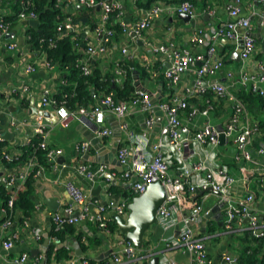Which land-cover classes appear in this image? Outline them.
I'll list each match as a JSON object with an SVG mask.
<instances>
[{"label":"built area","instance_id":"obj_1","mask_svg":"<svg viewBox=\"0 0 264 264\" xmlns=\"http://www.w3.org/2000/svg\"><path fill=\"white\" fill-rule=\"evenodd\" d=\"M31 0H21V10L18 14V20L24 25V30L30 20L38 19L35 11H29L28 5ZM136 5L139 0H133ZM245 0H233L227 4L229 14L225 21H222L216 28L210 38L209 48L206 52L201 50L193 51L190 48H179L173 42H164L160 44L148 43L152 53H162L171 59L170 65L163 72L171 88H177L182 82L183 75L192 71L194 73V83L192 85H183L180 89L174 91L167 100H161L157 105L163 111L164 123L159 132L158 140L153 144L152 156H146L137 145V137L132 131L128 130L126 117L130 113L132 106L141 105L143 111L148 112L146 123L150 130L156 125L155 105L150 95L143 90H136V98L129 102L117 101L113 94H106L98 100V105L90 107L80 106L75 110L67 107L57 106V101L48 90L43 92L42 107L47 108L52 105L56 107V113L61 123L67 126L72 119L88 118L98 125L97 136L109 137L115 133L111 127L104 126L107 115L114 116L119 122V130L129 132L131 140L130 145L117 148V159L123 170L120 176L130 183V192L134 196L146 192L148 185L152 182L161 181L166 188V197L157 210V223L162 235L160 242H163L169 250H183L188 252L195 264H239L238 253L224 251L220 260L215 261L209 253L206 239L196 233V229L201 225H209L212 228L214 218H206L213 208L219 206L224 217L222 227L227 234H240L242 232L250 233L251 237L264 236V197L258 199L253 191L240 196V177L232 171L231 165L221 162L222 153L225 149L231 148L230 156L233 162L239 166L240 160L254 163L257 165L260 174L259 182L264 184V162L256 158L253 153V147L256 140L263 137L258 143V155H264V130L258 121L254 120L244 101L232 91V88L241 86L245 90H252L264 98V58L252 59L257 53V38L252 34V17L240 15L242 3ZM253 8L256 5L261 7V26L264 27V0H248ZM3 0H0L2 3ZM59 3L67 16L57 25L55 36L62 38L66 35H72L75 49L83 53L80 59V67L84 74L89 75L93 72L92 57L106 55L111 51L110 45L115 36V30L108 25L112 18V13L116 12L117 17L125 13L123 0H59ZM98 7L101 9L100 18L93 30L87 29L85 25L74 22L69 13H73L80 7ZM167 10L175 13H186L191 19L198 15L196 3L191 0H182L177 4L167 6L164 1L158 0L150 8L143 9L142 19L136 23L120 21L125 35L128 37L141 36L145 30L154 25L157 19L166 15ZM12 22L6 21L0 14V35L6 36L7 50L15 51L18 49L17 36ZM245 28L243 35L239 34V29ZM88 31L95 33V41H91ZM26 32V31H25ZM203 29L198 28L193 36L192 42L195 45H204L206 43L203 37ZM135 34V36L133 35ZM26 39L29 41L30 35L26 33ZM236 40L240 47V61L236 70H227L225 78L222 80L221 72L225 68V60L219 53L218 45L220 40ZM54 45V41H50ZM126 52V49H123ZM40 53L44 54L40 51ZM46 57V55H45ZM47 58V57H46ZM48 61V59H47ZM48 64L51 65L48 61ZM27 72L34 71V66L28 63ZM118 74H122L121 68L117 69ZM154 76L159 74L153 71ZM211 76L212 81L206 83L205 77ZM215 92L219 99L224 101V105L231 109V114L225 123L224 129L219 130L210 119L212 104L201 108L197 105H191L189 99L203 96L207 90ZM28 91L27 86L21 89H14L9 95L25 94ZM6 105L5 99L0 95V112ZM45 110V109H44ZM48 113V115L46 114ZM42 115L48 117L49 122L40 120L34 127L33 138L39 140L38 147L46 150V155L50 167L58 170L57 160L63 153L59 147L50 146L49 136L53 123L51 122L50 112L42 111ZM198 116H203L205 120L199 125L195 120ZM224 134L226 139L223 145L220 144V136ZM0 142H4L0 138ZM229 146V147H228ZM89 141H83L78 145L80 158L84 159L90 149ZM225 148L224 150H221ZM20 153L3 149L2 157L11 160L18 157ZM37 162L32 157L27 163V170L17 168H2L0 179L12 190L13 201L18 190L22 189L27 177L36 167ZM74 168L82 176L90 181H97L98 178L107 175V182L110 184L118 177V173L109 172L107 164H100L94 167L88 161L77 163ZM43 167L37 172L42 171ZM65 188L74 204H69L62 211L51 214V223L56 229L64 228L65 224H74L78 227L87 222L96 224L105 240L113 238V242L120 249L104 255L102 258L95 259L99 264L104 260V264H152V259L157 255L155 246L152 244L148 249L138 248L131 240H128L119 229L113 232L109 224L116 221V217L127 220L129 217L128 204L134 197L126 198L111 197L104 203L96 204L97 210L91 208V203L86 201L84 189L73 179L64 181ZM197 194H202L200 200H195ZM113 195V194H112ZM210 197H216L215 206L207 209L205 201ZM2 215L5 219L0 223V264H91L87 254L76 255L73 251L72 257L62 261L52 259L46 263L45 254L31 256L30 250H22L19 254H13V249L25 235L30 243L41 242L43 234L35 228L30 227L29 220L19 223L18 220L10 218L7 211L3 209ZM1 215V216H2ZM216 221V220H215ZM169 234L171 229H177ZM218 230V229H217ZM212 236L216 235L213 230ZM209 231V232H210ZM146 239V236H145ZM57 243V238L50 239ZM86 242V240H84ZM145 242V241H144ZM71 246L68 244V246ZM74 250V249H73ZM45 263H42V260ZM163 264H175L171 262Z\"/></svg>","mask_w":264,"mask_h":264},{"label":"crops","instance_id":"obj_2","mask_svg":"<svg viewBox=\"0 0 264 264\" xmlns=\"http://www.w3.org/2000/svg\"><path fill=\"white\" fill-rule=\"evenodd\" d=\"M157 1L158 0L152 2L151 5ZM162 1H164L167 6L171 7L182 0ZM191 1H194L197 7L198 15L195 19L185 21L179 17V13L167 10L166 15L157 19L154 25L145 30L141 36L135 39L126 35L120 37L118 40L114 38L110 45L111 51L108 56L100 55L94 57L99 61L98 64H100V66L107 69L108 64H110L112 60L127 56L139 61L140 65L147 67L150 73H152L147 79H137L136 90L146 91L152 98L156 106L154 108L157 121L156 125L150 130L146 123L148 112L143 111L139 104L137 106H132L130 113L126 117L128 130L135 134L137 137V145L146 156H152L153 144L158 140L159 132L164 123L163 111L159 109L157 105L161 100H167L174 91L180 89L183 85H192L195 78L194 73L188 71L183 75L182 82L177 88H171L166 77V83H163L158 77L160 76L159 74H164L163 72L170 65L171 59L162 53H152L148 43L160 44L164 42H173L179 48H190L193 51L201 50L206 52L209 48L210 38L214 34L216 28L222 21L228 18L227 4L231 3L233 0ZM123 2L125 5V13L121 17L112 16V23L120 22L121 20L128 23H136L142 19V11L146 8L139 7L133 0H123ZM98 10V18H100L101 9L98 8ZM254 11L255 14H253V8L248 0L242 3L240 15L242 17H252L251 32L257 38V53L252 59V63L256 59L264 58V27L261 26V16H259V14L262 13L261 7L256 5ZM0 14L5 18V16H14L15 12L10 6L2 7L0 3ZM11 24L18 37L17 43L19 47L15 51L7 50V37L0 35V95L6 101V105L0 112V138H3L9 151L21 153L22 146L29 143L34 135V127L40 120V116H42V121L49 122L48 117L42 115V111L47 110L50 112L49 118H51L52 123V116L54 115L57 118V121L53 123L51 128L49 143L51 146L59 147L63 150L62 155L58 157L57 160L58 170L52 167L43 168L36 179V211L29 222L30 227L38 229L43 234L42 241L44 242L30 243L26 240L25 235H22L21 240L13 249V254L15 255L19 254L22 250L28 249H40V253L45 254L47 247L51 243L47 234L52 225L51 214L54 213H49L48 199H54L59 203V208H65L71 204L70 201H73V199L70 197L64 184V181L68 179H73L83 187L86 201L89 203L92 202L93 205H91V208L94 211L97 210L95 203H104L111 197H125V195H112L109 191L110 186L107 182V175L93 182L76 171L74 166L84 160L93 164L94 167L100 164H107L109 172L118 173V177L113 181V184L122 187V191L125 193L130 190L129 181L120 176L121 171L117 161L116 150L120 146L130 145L131 140L128 136L129 132L119 130V121L112 115L106 116L104 126L113 128L115 133L109 137H99L97 136V130L100 128V125L94 121L88 118L72 119L67 126H64L57 116L56 107L50 105L47 108H43L41 104L43 92L48 90L53 94L57 93L63 81L64 73L58 66L49 65L45 54L32 49V45L25 37L26 32L24 30V25L20 23V21H17L15 24L14 21H12ZM198 28H202L204 31L203 37L206 40L204 45H195L192 42L193 36ZM244 32L245 28L239 29L240 35H243ZM88 36L91 41H95L96 36L93 31H88ZM137 39H139L140 42H137ZM232 41L233 40L222 38L220 44L217 46L219 53L224 59L237 49ZM124 48L126 52H123ZM28 63L34 66V71H26L25 66ZM238 66L239 64L237 61L232 65L226 63L224 70L220 74L222 80L227 81V78H225V72L227 70H236ZM117 69H119V67ZM153 71H157L159 74L154 76ZM121 77L122 74H118V77H115L119 84L122 82ZM205 80L207 83L208 81H212L213 78L207 76ZM23 86L28 87V91L25 94L22 95L21 93L16 96L9 95L14 89L18 90ZM261 86L264 88V83H262ZM238 90L239 86L237 85L232 88L234 93H237ZM213 101L214 105L217 103V107L214 106L215 108H211L210 119L219 130H223L231 114V109L215 99H213ZM199 102L203 101H197V103ZM250 114L259 124L264 123V108H256L251 111ZM204 120L205 118L203 116H198L195 122L199 125ZM83 141H89L91 147L86 155L83 156L84 159H81L78 145ZM257 147L258 143H255L253 147L254 156L259 158L261 162H264V155H258ZM224 149L225 148H222L221 150ZM222 153L225 155L222 156L221 162L229 163L232 171L237 177H240V196L245 195L249 191H253L256 193L258 199L264 197V184L259 182L260 174L258 173L257 165L242 159L240 160L239 170L238 164L236 165L230 157L232 156L231 149H225ZM26 165V163L22 164L20 169L27 170ZM1 174L2 170H0V175ZM98 187H101V189L97 190ZM198 196L201 198L202 194H198ZM216 202V197H210L205 201V206L207 209H210L215 206ZM206 218L210 219V217ZM214 220H216L218 226L221 227V229L215 230V236H212L213 232L210 231L212 228L209 225V221L206 226L203 223L201 227L197 228L196 233L206 239L211 257H213L215 261H219L222 252L229 251L237 253L239 248L241 249L242 243L239 239V235L243 236L242 234L244 232L240 231V234L233 235L227 234L223 230V222H219L220 220L218 219V221L215 218ZM152 227L147 233L152 234L151 244L155 246V251L157 252L155 257L159 258L158 264L167 262L175 264H195L192 256L188 252L167 249L165 244L160 242V236L162 235L160 227L156 224L155 229H152ZM176 230L178 231V227L177 229L169 230L168 233L172 234ZM113 238L114 237L104 241V244L91 250V256L95 259L102 258L104 255L116 250V248L119 250L120 247L119 245L117 247L115 246ZM146 238L150 239L149 236H146ZM46 239L50 241L47 245L45 243ZM72 248L76 253L77 249L80 247L77 244H72Z\"/></svg>","mask_w":264,"mask_h":264},{"label":"trees","instance_id":"obj_3","mask_svg":"<svg viewBox=\"0 0 264 264\" xmlns=\"http://www.w3.org/2000/svg\"><path fill=\"white\" fill-rule=\"evenodd\" d=\"M154 1L156 0H139L137 5L139 7L150 8L151 3ZM1 6H10L15 12L14 16H5L6 21H14V24L19 21L18 14L21 10V0H3ZM28 10L35 11L39 20V24L36 27L28 24L25 28L26 33L30 35L29 42L32 45V49L43 52L49 63L58 66L64 73L59 91L55 94L52 93L54 99L57 101V106L63 105L70 110H75L80 106L90 107L91 105H98V100L110 93L113 94L117 101L129 102L136 98L137 79L140 78L144 80L151 76L152 73H150L147 67L140 65L139 61L136 59H131L127 56L112 60V62L108 64L107 69L100 66V64H98L99 61L92 57L93 72L89 75L84 74L80 67V59L83 57V53H78L75 49L72 35H66L62 38H57L55 36L57 25L67 16L62 10L59 0H31L28 5ZM69 14L72 16L74 22L82 23L87 29L91 30L94 29L99 20L98 7H80ZM116 15V12L112 13V16ZM112 21L113 19L111 18L108 25L116 32L114 38L118 40L120 37H124L125 31L122 24L119 22L112 23ZM51 40L54 41L53 46L50 45ZM224 60L225 64L228 63L230 65L235 62L230 56ZM118 67L123 70L121 77L122 82L120 84L117 83L115 79V77H118L116 72ZM159 75L158 79L166 83L165 75ZM236 94L244 101L250 112L256 108H264V98L258 93L252 90H245L243 87L240 89L239 87ZM213 99L224 104V101L219 99L211 89L207 90L203 96L189 99V102L191 105L204 108L209 101V104L211 103L212 107L215 108L214 106L217 107V103L214 105ZM200 100L203 102L197 103V101ZM261 126L264 130V123H262ZM262 139L263 137L258 138L256 143L261 142ZM38 144L39 140L33 138L31 142L22 146V151L18 157L7 160L2 157L3 149H7V145L4 142H0V170H2V168L13 170L19 165L24 163L27 164L32 157H34L37 162L36 167L24 182L23 188L18 190L13 201V206H10V202L13 200L12 190L0 179V223L5 219V216L2 215L3 209H5L7 215L13 219L19 214V223L31 219L35 214V184L38 176L37 172L41 167H50L46 150L38 147ZM109 191L113 195H125L126 198L130 199L134 196L130 190L123 193L122 187L113 183L110 184ZM194 199L200 200V196L197 194ZM211 221L213 231L221 229L215 220ZM83 226L78 227L74 224H65L64 228L57 230L55 225H51V229L47 235L50 239L56 237L58 241L57 243L52 241L47 247L45 251L46 263H49L52 259L62 261L72 257L74 250L70 242L73 241V244L79 245L83 253L89 256L91 264H99V262L91 256V250L101 246L106 240L96 224L87 222ZM109 227L113 232L119 230L116 221L110 223ZM147 234L146 236H149L150 239H145L144 249H148L152 242V234ZM242 235L243 236L239 235L242 247L237 251L239 255V264H264V236L251 237L248 232H244ZM84 240H86V242ZM68 244L71 248L66 247ZM100 263L104 264V260Z\"/></svg>","mask_w":264,"mask_h":264},{"label":"water","instance_id":"obj_4","mask_svg":"<svg viewBox=\"0 0 264 264\" xmlns=\"http://www.w3.org/2000/svg\"><path fill=\"white\" fill-rule=\"evenodd\" d=\"M179 17L185 21L191 20L190 15L186 13H179ZM29 24L36 27L39 24V20L38 19L30 20ZM133 35L135 36V34ZM137 42H140L139 39H137ZM232 43L234 45L238 44L236 40H233ZM240 51L241 48L237 47V49H235L230 55V58L234 61L239 62L241 60ZM46 114L48 115V113ZM52 120L53 122H56L57 118L53 115ZM225 141L226 139L224 137V134L222 133L220 136V144L223 145ZM122 170L123 168L120 166V171ZM129 187H130V183H129ZM100 189L101 187L97 188V190ZM165 197H166V188L161 183V181L152 182L148 185V188L145 193L138 196H134L129 202L128 209L130 213L127 220L121 218L120 216L116 217V222L121 232L125 234L126 238L128 240H131L138 248L143 247L147 232L150 230V228L153 225L157 223V210L159 206L163 203ZM70 202L71 204H74L73 201ZM48 204L50 210L49 213L62 211L64 209L63 207L59 208V203H57L54 199H48ZM19 216L20 215L17 214L16 220H18ZM207 217H214L217 220L219 219L220 220V221L218 220L219 222L221 221L223 222L224 220V217L220 212L219 206L213 208V210L208 214ZM45 243L46 245L49 244L50 243L49 239H46ZM70 244L72 245L73 241H71ZM30 253L32 257H35L38 254H40V249H32L30 250ZM81 254H83V250L80 248L77 249L76 255H81ZM158 262H159L158 257L152 259V264H158ZM42 263H45L44 259L42 260Z\"/></svg>","mask_w":264,"mask_h":264},{"label":"rangeland","instance_id":"obj_5","mask_svg":"<svg viewBox=\"0 0 264 264\" xmlns=\"http://www.w3.org/2000/svg\"><path fill=\"white\" fill-rule=\"evenodd\" d=\"M228 147H229V146H228ZM229 149H231V148L229 147ZM152 229H155V225H153ZM155 236H156V235H155Z\"/></svg>","mask_w":264,"mask_h":264}]
</instances>
